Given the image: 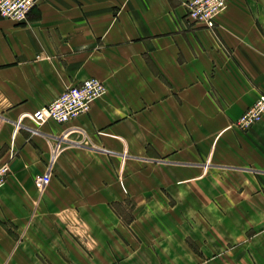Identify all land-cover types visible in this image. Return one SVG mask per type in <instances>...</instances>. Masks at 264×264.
Here are the masks:
<instances>
[{"label": "crops", "instance_id": "crops-1", "mask_svg": "<svg viewBox=\"0 0 264 264\" xmlns=\"http://www.w3.org/2000/svg\"><path fill=\"white\" fill-rule=\"evenodd\" d=\"M188 1L0 17V264H264V117L236 125L264 93V0H225L214 29ZM94 77L88 113L33 119Z\"/></svg>", "mask_w": 264, "mask_h": 264}, {"label": "built area", "instance_id": "built-area-1", "mask_svg": "<svg viewBox=\"0 0 264 264\" xmlns=\"http://www.w3.org/2000/svg\"><path fill=\"white\" fill-rule=\"evenodd\" d=\"M40 0H0V17L12 19L17 23L24 21L30 16L32 10ZM187 17L206 28L214 29L216 18L225 8L224 0H189L186 3ZM28 21V20H27ZM107 91L105 84L97 78L84 80L78 85L67 88L58 98L50 104L36 110L33 119L40 124L49 120L59 123L69 122L78 116L87 113L92 103ZM264 114V93L256 102L238 119L237 125L242 130H249L258 123ZM21 119L16 122V129L21 128ZM64 136V135H63ZM59 138L53 149L54 156L58 155L68 136ZM11 172L10 162L0 160V189L5 186ZM45 186V185H43ZM42 186V187H43Z\"/></svg>", "mask_w": 264, "mask_h": 264}, {"label": "bare ground", "instance_id": "bare-ground-1", "mask_svg": "<svg viewBox=\"0 0 264 264\" xmlns=\"http://www.w3.org/2000/svg\"><path fill=\"white\" fill-rule=\"evenodd\" d=\"M224 1H225V0H224ZM39 2H40V1H39ZM38 4H39V3H38ZM38 4H37V5H38ZM36 7H37V6H36ZM36 7H35V8H36ZM226 7H227V4H226V1H225V8H224V10L226 9ZM35 8H34V9H35ZM34 9H33V10H34ZM33 10H32V12H33ZM224 10H223V11H224ZM223 11H221V12L219 13V15H220ZM32 12L30 13V16H31ZM219 15H218V16H219ZM30 16L27 18V20H29ZM218 16H217V17H218ZM11 20H12V19H11ZM27 20L24 21V22L27 23ZM13 21H14V20H13ZM216 21H217V18H216ZM14 22H15V21H14ZM16 23H17V22H16ZM17 24H23V23H17ZM203 26H204V25H203ZM94 78H95V77H94ZM97 79H98V78H97ZM105 86H106V85H105ZM106 88H107V87H106ZM99 98H100V97H99ZM97 99H98V98H97ZM52 102H53V101H52ZM49 104H50V103H49ZM47 105H48V104H47ZM45 106H46V105H45ZM91 106H92V105H91ZM43 107H44V106H43ZM250 107H251V106H250ZM250 107H249V108H250ZM41 108H42V107H41ZM249 108H248V109H249ZM39 109H40V108H39ZM90 109H91V108H90ZM248 109H247V110H248ZM247 110H246V111H247ZM89 111H90V110H89ZM89 111H88V112H89ZM246 111H245V112H246ZM88 112H87V113H88ZM245 112H244V113H245ZM244 113H243V114H244ZM84 114H85V113H84ZM243 114H242V115H243ZM242 115H241V116H242ZM263 117H264V114H263V116H262V119H261L259 122H261V121L263 120ZM49 121H50V120H49ZM237 121H238V120H237ZM237 121H236V123H237ZM47 122H48V121H47ZM259 122H258V123H259ZM65 123H66V122H65ZM258 123H255V124L253 125V127H254L255 125H257ZM236 125H237V124H236ZM237 126H238V125H237ZM238 127H239V126H238ZM253 127H251V128H253ZM251 128H250V129H251ZM250 129H249V130H250ZM241 130H242V129H241ZM243 131H248V130H243Z\"/></svg>", "mask_w": 264, "mask_h": 264}, {"label": "rangeland", "instance_id": "rangeland-1", "mask_svg": "<svg viewBox=\"0 0 264 264\" xmlns=\"http://www.w3.org/2000/svg\"><path fill=\"white\" fill-rule=\"evenodd\" d=\"M216 27V26H215Z\"/></svg>", "mask_w": 264, "mask_h": 264}]
</instances>
